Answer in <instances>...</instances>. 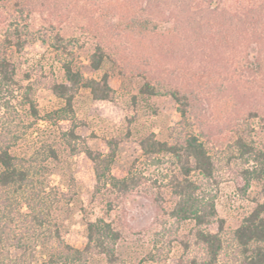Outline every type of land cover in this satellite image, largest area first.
<instances>
[{"label":"trees","instance_id":"trees-1","mask_svg":"<svg viewBox=\"0 0 264 264\" xmlns=\"http://www.w3.org/2000/svg\"><path fill=\"white\" fill-rule=\"evenodd\" d=\"M222 2L0 0V107L3 99H14L22 92L30 115L39 118L34 88L20 84L16 61L29 43L38 40L49 45L64 77L63 82L54 80L49 85L64 102V107L46 117L50 123L73 114L82 89L97 101L116 100L110 72L90 78L79 67L77 61L87 44L92 46L89 62L95 71L110 62L124 82L140 79L141 97L175 100L181 116L178 132L171 141H160L152 133L141 141V148L148 160H173L174 171L167 180L174 200L169 214L177 225L194 223L190 235L180 240L183 254L177 264H222L229 256L223 225L219 233L208 229L218 217L215 197L207 190L217 169L208 142L219 134V126L203 120L202 111L215 108L227 120L230 110L233 124L232 119L226 123L235 135L231 148L243 162L234 171L236 189L245 197L252 183L258 182L264 196V144L254 137L255 123L264 127V3L231 11ZM37 19L47 25L44 31L35 29ZM69 24L77 33L66 37L62 28ZM10 135L0 127V241L6 248L23 245L32 235L39 242L47 224L46 187L36 181L34 165L13 154L15 140ZM66 136L72 149L74 142L84 143L74 129ZM121 142V138L111 139L108 153L90 149L86 153L98 187L127 196L143 184L136 176L112 175ZM121 237L112 223L97 219L87 224L83 249L69 245L57 232L50 260L85 264L92 256H103L107 264H125L117 254ZM232 241L234 264H264V200L233 231Z\"/></svg>","mask_w":264,"mask_h":264},{"label":"rangeland","instance_id":"rangeland-1","mask_svg":"<svg viewBox=\"0 0 264 264\" xmlns=\"http://www.w3.org/2000/svg\"><path fill=\"white\" fill-rule=\"evenodd\" d=\"M263 3L264 0H223L222 6L241 11ZM44 26L47 25L40 19L35 21V29L44 31ZM62 29L66 37L77 33L70 24ZM85 47L77 61L79 67L90 78H100L110 72V84L117 92L116 100L97 101L88 90L82 89L75 98L73 114L67 120L53 123L46 121V117L64 107V102L49 89L52 81L64 80L54 53L48 44L38 40L29 43L16 58L18 80L21 85L34 88L40 116L35 119L30 115L29 107L22 102L21 92L14 99H3L0 127L8 129L15 140L13 154L27 164H33L38 173L36 181L46 187L44 212L47 224L37 243L32 239L36 237L33 235L21 246L6 248L0 241V264H58L50 260L51 243L57 232L69 245L83 249L87 244V224L97 219L112 223L121 232L117 254L123 263L177 264L183 254L180 240L190 235L194 223L177 225L170 217L174 200L167 180L174 171L173 160L169 157L158 161L146 159L141 141L152 133L160 141H171L181 121L178 105L170 96L141 97L140 79L124 82L110 62L102 70L95 71L89 62L92 46L87 44ZM228 113L229 116L230 110ZM228 116L224 120L215 108H207L201 113L203 120L219 126V134L208 142L217 169L207 190L215 197L218 212L217 220L208 229L219 233L223 225L229 254L222 264H234L231 260L236 249L233 231L256 204L264 200L258 182L252 183L245 197L236 189L234 171L243 162L231 148L235 135L227 128L233 117ZM231 121L233 124V119ZM238 122L246 126L243 120ZM254 127L255 140L264 144V127L257 122ZM73 129L84 139V143L74 142V149L68 145L66 136ZM113 138H121L122 142L112 175L118 179L136 176L143 184L127 196H118L98 187L93 163L86 153L87 149L108 153V142ZM85 264H107V261L103 256H92Z\"/></svg>","mask_w":264,"mask_h":264}]
</instances>
